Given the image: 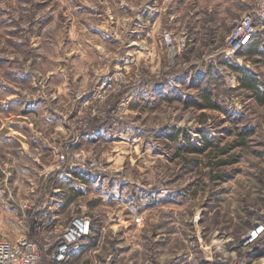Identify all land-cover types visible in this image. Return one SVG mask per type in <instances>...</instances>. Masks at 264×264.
Segmentation results:
<instances>
[{
    "label": "rangeland",
    "instance_id": "374dc122",
    "mask_svg": "<svg viewBox=\"0 0 264 264\" xmlns=\"http://www.w3.org/2000/svg\"><path fill=\"white\" fill-rule=\"evenodd\" d=\"M263 95L264 0H0V238L264 264Z\"/></svg>",
    "mask_w": 264,
    "mask_h": 264
},
{
    "label": "built area",
    "instance_id": "2783aa9c",
    "mask_svg": "<svg viewBox=\"0 0 264 264\" xmlns=\"http://www.w3.org/2000/svg\"><path fill=\"white\" fill-rule=\"evenodd\" d=\"M243 32H246L245 27L242 28ZM242 32V33H243ZM250 38V35H246L244 41ZM76 227L80 231L76 230ZM70 232L66 235L67 242H64V245L58 247L57 257L58 259H63L65 253L68 251L71 240L75 239V236L81 234L82 229L75 224ZM74 234V235H73ZM74 237V238H73ZM64 249L63 256L60 257V249ZM0 264H44L42 262V254L38 245H36L28 237H21L18 240L11 241L7 239L0 238Z\"/></svg>",
    "mask_w": 264,
    "mask_h": 264
},
{
    "label": "trees",
    "instance_id": "16d2710c",
    "mask_svg": "<svg viewBox=\"0 0 264 264\" xmlns=\"http://www.w3.org/2000/svg\"><path fill=\"white\" fill-rule=\"evenodd\" d=\"M247 85L248 86H250L251 85V87H255L256 86V84H254V83H247ZM256 90V92H257V96H258V90L257 89H255ZM205 97V99L207 100V103H209V105H213L212 104V100H211V98L209 97V96H207V95H205L204 96ZM260 98V101L261 102H264V95L262 96V97H259ZM241 144H244L245 143V138H241Z\"/></svg>",
    "mask_w": 264,
    "mask_h": 264
},
{
    "label": "bare ground",
    "instance_id": "6f19581e",
    "mask_svg": "<svg viewBox=\"0 0 264 264\" xmlns=\"http://www.w3.org/2000/svg\"><path fill=\"white\" fill-rule=\"evenodd\" d=\"M76 230L80 231V229L77 228V227H76ZM257 233H258V232H257ZM64 249H66V248H61V249H60V253H61L60 257L63 256V252L65 251Z\"/></svg>",
    "mask_w": 264,
    "mask_h": 264
}]
</instances>
